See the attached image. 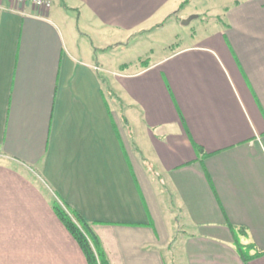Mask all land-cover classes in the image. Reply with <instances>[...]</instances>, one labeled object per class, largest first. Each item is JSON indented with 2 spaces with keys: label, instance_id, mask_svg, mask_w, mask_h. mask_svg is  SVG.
<instances>
[{
  "label": "crops",
  "instance_id": "1",
  "mask_svg": "<svg viewBox=\"0 0 264 264\" xmlns=\"http://www.w3.org/2000/svg\"><path fill=\"white\" fill-rule=\"evenodd\" d=\"M183 1H0V264H88L53 199L109 264H245L229 223L264 264V0ZM192 13L219 19L126 54Z\"/></svg>",
  "mask_w": 264,
  "mask_h": 264
},
{
  "label": "trees",
  "instance_id": "2",
  "mask_svg": "<svg viewBox=\"0 0 264 264\" xmlns=\"http://www.w3.org/2000/svg\"><path fill=\"white\" fill-rule=\"evenodd\" d=\"M188 1L189 0H184L182 5ZM103 81L109 93L113 95L114 92L111 86L105 79ZM196 149L201 152L200 146H196ZM52 208L71 235L76 239L88 264H109L101 249L98 238L90 229L89 223L83 217L63 201L59 202L53 199ZM228 227L233 233L236 251L245 264H248L250 259L263 252V250H259L252 241L242 242L240 240L241 235L246 236L248 233L244 226H235L229 223Z\"/></svg>",
  "mask_w": 264,
  "mask_h": 264
},
{
  "label": "rangeland",
  "instance_id": "3",
  "mask_svg": "<svg viewBox=\"0 0 264 264\" xmlns=\"http://www.w3.org/2000/svg\"><path fill=\"white\" fill-rule=\"evenodd\" d=\"M192 5L193 4H191L190 8H192ZM190 15L191 14H189L188 16H190ZM219 17H222V16L220 15ZM182 19L174 18L173 20H171L170 23H168L166 27H164L163 29H161L157 32L158 35L155 36L156 40H153V38H151L148 41H146L147 39H139L138 42H136V41L133 42V44H134L133 46L131 45V43H132L131 42L130 43L131 47H129V49L126 50V54H128V55H134V54L142 55V54H145V52H149L150 47H155V49H154L155 55L160 56L163 52L169 50V47H166L165 49L160 48V46H162V44H164V42L172 41L173 45H175L176 43L182 44L185 41L190 40L191 35L194 34L195 32L196 33H202L203 31L209 30L208 27H210V25H208V24H212L210 22H214L217 19V17L216 18H210V16H207L205 14H200L198 17L190 18V20L186 24L182 23ZM209 19H211L210 22H209ZM120 54L121 53H119V52H117L115 54L110 53V56H112L110 66L114 69H117L118 61L116 58H118V57L121 58ZM112 105H113L114 110L119 111V108H118L119 102L114 100V103H112ZM165 205L168 206L167 203ZM165 210L166 209H164V211ZM175 216H176L175 218H177V219L179 218L180 221L183 220V218L180 217L181 216L180 212H178V213L176 212ZM173 224L175 225V229L177 230V232L182 233L183 229L186 230V226H183L180 223H174L173 222ZM171 249L172 250H170V253L166 252V256H168V261L171 258L172 262L170 264H180V257L178 255V252H179L178 251V249H179L178 244L175 243V245L173 246V248L171 247Z\"/></svg>",
  "mask_w": 264,
  "mask_h": 264
},
{
  "label": "built area",
  "instance_id": "4",
  "mask_svg": "<svg viewBox=\"0 0 264 264\" xmlns=\"http://www.w3.org/2000/svg\"><path fill=\"white\" fill-rule=\"evenodd\" d=\"M11 1L16 2V3L29 2L33 6L38 7V8H49L52 5V0H11Z\"/></svg>",
  "mask_w": 264,
  "mask_h": 264
},
{
  "label": "water",
  "instance_id": "5",
  "mask_svg": "<svg viewBox=\"0 0 264 264\" xmlns=\"http://www.w3.org/2000/svg\"><path fill=\"white\" fill-rule=\"evenodd\" d=\"M195 15H196V14H191V15L188 16L187 18H184V19L182 20V22H184V23L188 22V21L190 20V18L194 17Z\"/></svg>",
  "mask_w": 264,
  "mask_h": 264
}]
</instances>
